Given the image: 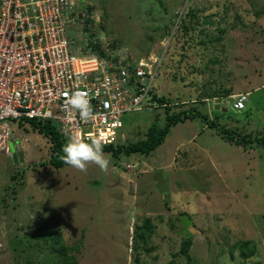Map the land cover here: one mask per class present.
I'll return each mask as SVG.
<instances>
[{"label":"rangeland","instance_id":"rangeland-1","mask_svg":"<svg viewBox=\"0 0 264 264\" xmlns=\"http://www.w3.org/2000/svg\"><path fill=\"white\" fill-rule=\"evenodd\" d=\"M78 1L95 11L89 27L69 30L78 48L157 56L154 93L171 114L196 108L264 136V0ZM242 93L239 113L231 106ZM165 123L164 107L131 113L118 144ZM13 128L9 154L0 152V264H264L263 148L187 120L148 156L104 153L107 171H80L54 168L51 143L29 122Z\"/></svg>","mask_w":264,"mask_h":264},{"label":"built area","instance_id":"built-area-1","mask_svg":"<svg viewBox=\"0 0 264 264\" xmlns=\"http://www.w3.org/2000/svg\"><path fill=\"white\" fill-rule=\"evenodd\" d=\"M95 11L78 0H0V152L9 154L13 123L51 121L67 139L116 145L124 118L156 107L152 101L161 60L124 58L78 48L70 29L92 23ZM87 93L96 119H66L68 93ZM250 94L233 97L246 109Z\"/></svg>","mask_w":264,"mask_h":264},{"label":"trees","instance_id":"trees-1","mask_svg":"<svg viewBox=\"0 0 264 264\" xmlns=\"http://www.w3.org/2000/svg\"><path fill=\"white\" fill-rule=\"evenodd\" d=\"M183 28L187 30L185 25ZM152 101L157 106L165 108V125L162 128L157 125H153L151 128H149L147 132V138L144 141L132 143L126 147L119 145L118 143L116 145L102 146L103 153H110L116 159H119L122 154L128 156L133 154L148 156L164 143L172 128H174L179 123H184L187 120L202 121L209 129L216 131L223 139L233 143L236 146L242 147L244 150H249L253 147L264 149V136L256 140H251L249 137L243 136L235 130L220 126L215 121L210 120L206 115L202 114L196 108H189L184 111L171 114L169 99H166L165 97H159L156 95V93L153 94ZM25 122H29L34 129L47 138L51 143L52 154L50 164L56 169L68 166L61 160V156L63 155L62 146L65 143L66 138L59 133L57 126L51 121L25 120ZM20 124L23 125V122ZM182 215L187 217V214ZM185 224L188 225L189 228L187 229L189 232H192V230L195 228L189 218L186 219ZM191 245L192 241L188 240L184 242L181 249V254L184 255L189 262H191V258L189 256V249Z\"/></svg>","mask_w":264,"mask_h":264},{"label":"clouds","instance_id":"clouds-1","mask_svg":"<svg viewBox=\"0 0 264 264\" xmlns=\"http://www.w3.org/2000/svg\"><path fill=\"white\" fill-rule=\"evenodd\" d=\"M65 103L68 106L66 119H71L74 114H78L79 119L86 122L96 119L97 114L93 111L87 93L81 90L71 91L66 95ZM62 153L61 160L80 171H85L89 163L95 164L102 171H107L109 166L99 139L85 141L78 134L69 133L62 146Z\"/></svg>","mask_w":264,"mask_h":264},{"label":"water","instance_id":"water-1","mask_svg":"<svg viewBox=\"0 0 264 264\" xmlns=\"http://www.w3.org/2000/svg\"><path fill=\"white\" fill-rule=\"evenodd\" d=\"M11 148H12V145H11Z\"/></svg>","mask_w":264,"mask_h":264}]
</instances>
